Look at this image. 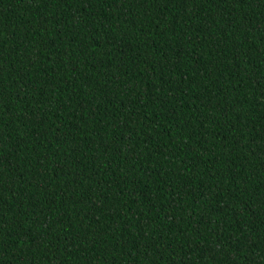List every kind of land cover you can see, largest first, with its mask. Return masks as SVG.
I'll return each instance as SVG.
<instances>
[{
    "label": "trees",
    "instance_id": "16d2710c",
    "mask_svg": "<svg viewBox=\"0 0 264 264\" xmlns=\"http://www.w3.org/2000/svg\"><path fill=\"white\" fill-rule=\"evenodd\" d=\"M0 264H264V0H0Z\"/></svg>",
    "mask_w": 264,
    "mask_h": 264
}]
</instances>
